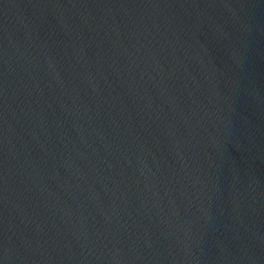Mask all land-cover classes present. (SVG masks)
I'll use <instances>...</instances> for the list:
<instances>
[{
	"label": "water",
	"instance_id": "1",
	"mask_svg": "<svg viewBox=\"0 0 264 264\" xmlns=\"http://www.w3.org/2000/svg\"><path fill=\"white\" fill-rule=\"evenodd\" d=\"M98 264H264V0H0Z\"/></svg>",
	"mask_w": 264,
	"mask_h": 264
}]
</instances>
